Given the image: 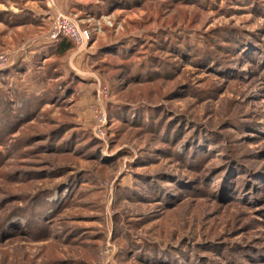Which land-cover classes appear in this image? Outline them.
Masks as SVG:
<instances>
[{
    "label": "rangeland",
    "instance_id": "rangeland-1",
    "mask_svg": "<svg viewBox=\"0 0 264 264\" xmlns=\"http://www.w3.org/2000/svg\"><path fill=\"white\" fill-rule=\"evenodd\" d=\"M0 264H264V0H0Z\"/></svg>",
    "mask_w": 264,
    "mask_h": 264
},
{
    "label": "built area",
    "instance_id": "built-area-1",
    "mask_svg": "<svg viewBox=\"0 0 264 264\" xmlns=\"http://www.w3.org/2000/svg\"><path fill=\"white\" fill-rule=\"evenodd\" d=\"M56 20L57 22L53 33L54 39L56 37H64L71 40L76 45H82L85 43L88 34L86 30L82 31L74 20H70L62 14H58Z\"/></svg>",
    "mask_w": 264,
    "mask_h": 264
},
{
    "label": "trees",
    "instance_id": "trees-1",
    "mask_svg": "<svg viewBox=\"0 0 264 264\" xmlns=\"http://www.w3.org/2000/svg\"><path fill=\"white\" fill-rule=\"evenodd\" d=\"M55 45V50L58 55H64L65 53L69 52L73 46L72 41L64 37L56 40Z\"/></svg>",
    "mask_w": 264,
    "mask_h": 264
}]
</instances>
